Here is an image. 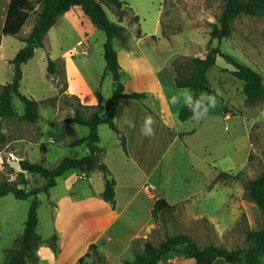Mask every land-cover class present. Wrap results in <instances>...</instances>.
Wrapping results in <instances>:
<instances>
[{"label": "rangeland", "instance_id": "374dc122", "mask_svg": "<svg viewBox=\"0 0 264 264\" xmlns=\"http://www.w3.org/2000/svg\"><path fill=\"white\" fill-rule=\"evenodd\" d=\"M7 4L8 0H0V29ZM122 4V9L118 10L102 2L107 17L126 28L124 40L113 39L114 48L120 51L123 46L134 47L133 37L139 34L138 30L142 35L148 33L138 46L146 51L155 64L160 62L159 75L164 81L168 82L172 59L178 58L181 61L183 55L203 56L210 46L217 43L216 39L210 41L209 32L222 10L223 0H122ZM159 7H162L161 40L157 41L156 37L150 36L158 23ZM40 8V0H31L28 18L20 31L15 35L5 34L0 37V89L1 84L11 80L12 65L9 60L23 44L19 36L28 34ZM134 15L138 16V21ZM92 26L75 9L60 14L44 35L43 46L36 48L33 57L21 65L19 90L27 97L38 100L39 117L34 122L24 119L22 102L16 95L11 96L15 115L3 118L0 127V182L7 180L29 189L42 184L44 177L38 173L21 171L20 159L43 161L45 166L52 167L64 155L82 156L88 153L84 145L67 144L70 131L84 136L88 133V127L76 125L67 119L73 116L75 108H79L83 116H88L95 109L94 106L81 105L77 98L79 93L83 99L89 98L91 93L102 103L111 95V76L108 73L103 75L105 34ZM220 48L258 71L264 83V10L256 15L241 14L235 17L231 35L221 40ZM81 49H85V53L80 52ZM47 55L55 62L54 73L46 70ZM215 64L208 70L207 76L214 92L221 94L217 100L224 99L226 103L225 90L228 88L231 98L236 102L241 101L243 82L230 71L234 70V66L221 56H217ZM64 67L68 70L67 79ZM225 67L229 70H223ZM222 78H225L224 84L218 81ZM67 81L70 84L69 91L73 94L66 93ZM245 106L247 108H243V112L247 118L264 114V103ZM216 116L220 117L218 129L209 135L205 128L203 132L209 151H212L215 158L219 157L215 165L223 167L220 169L224 170L219 171H226L228 175L214 181L216 189L208 197L209 216L195 215L200 212V203L192 206L178 205L177 220L175 208L163 214L167 233L188 234L200 247L213 243L228 249L246 248L249 245L246 240L247 230L260 227L263 215L246 196L243 179L256 177L264 168V127L258 136V144L252 146L251 150L247 147L248 161L238 169L235 165L242 162L246 146L250 145L246 133H250L254 140L255 131L247 118H244L245 127H242L241 124H235L237 119L234 120V117L223 118L222 110ZM262 124H258L259 129ZM98 133L99 145L111 144L116 138L115 132L105 124L98 126ZM70 171L79 172L73 169ZM96 172L101 176L99 171ZM91 175L95 176L93 173ZM23 178L27 181L25 184H22ZM63 180V177L58 178L48 194H38L40 202L37 207L36 230L42 236L52 231L53 204L48 195L62 191ZM85 181L87 179L84 178L79 182ZM28 205V198L18 199L12 193L0 197V264L5 259V249L15 245V239L23 230ZM164 237L162 230L156 226L148 240L156 245ZM180 246L188 250L184 244ZM142 248V241H134L133 257ZM260 259L261 264H264V254ZM215 260L216 264H230L222 257ZM82 264L109 263L103 256L90 253Z\"/></svg>", "mask_w": 264, "mask_h": 264}, {"label": "crops", "instance_id": "0c3cea01", "mask_svg": "<svg viewBox=\"0 0 264 264\" xmlns=\"http://www.w3.org/2000/svg\"><path fill=\"white\" fill-rule=\"evenodd\" d=\"M74 9L82 15L84 21L89 20L78 6H73L64 13ZM161 13L162 7H159L158 23L150 36L156 37L157 41L161 40ZM147 35L148 33L142 35L139 31V35L133 37L134 47L123 46L122 50H117L118 62L127 74L123 84L124 91H143L146 92V97L142 101L122 97L118 101L115 122L125 136V150L117 137L111 144L100 145L103 149L102 160L115 180L114 202L111 204L100 195L104 184L101 173L99 176L96 171L86 174L69 170L57 177L64 178L63 190L48 195L53 204L52 231L45 236L40 234L42 242L36 248L35 264H75L84 256L91 243L98 246L100 255L109 264H126V261L133 258V242L136 239H149L156 228L151 208L158 198H164L167 203L175 205L176 220L177 206L182 204L192 206L200 203V212L195 215H210L208 197L216 189L215 175L224 169L215 165L219 157L215 158L212 151H209L203 130H208L209 135L218 129L220 117L215 118L214 115L221 110L223 118L234 117V120L237 119V126L241 124L245 127L244 118L247 117L243 108L247 107L244 94L242 93L241 101L236 102L226 88V103L224 99H220L219 104L209 110L206 118L196 120L192 114L187 119L180 120L177 115L184 106L185 96L180 95V104L175 105L171 103V98L188 87L174 85L172 65L168 82L161 79L158 66L160 62L155 64L146 51L138 46ZM210 68L212 66L208 70ZM64 70L67 79L68 70L65 67ZM223 70L228 71L229 68L225 67ZM218 81L223 83L225 78ZM209 87L215 90L210 83ZM69 89L67 81L66 93L73 94ZM216 93L215 91L214 94ZM80 94L77 98L82 105L102 103L91 93L87 99H83ZM148 116L155 121L152 136H145L141 132ZM247 119L255 131V137L253 140L250 133H246L250 145L246 146L242 162L235 165L238 169L248 161L247 147L251 150L252 146L258 144V136L264 127L263 113ZM129 121L135 127H130ZM261 122L263 124L259 129L258 124ZM225 123L226 127L227 122ZM73 136L69 135L67 144ZM84 178L87 181L79 182ZM53 233L56 235V251L46 242ZM216 263L214 260L213 264ZM156 264H195V261L184 246L176 245Z\"/></svg>", "mask_w": 264, "mask_h": 264}, {"label": "trees", "instance_id": "16d2710c", "mask_svg": "<svg viewBox=\"0 0 264 264\" xmlns=\"http://www.w3.org/2000/svg\"><path fill=\"white\" fill-rule=\"evenodd\" d=\"M41 8L37 13L35 22L31 26L27 35L19 36L23 42L22 46L16 51L9 60L12 65L11 80L1 84L0 89V127L3 118L15 115L11 103V96L16 95L23 104L22 117L29 122H34L39 117L38 100L27 97L20 92L19 85L22 77L21 65L34 55L38 47L43 46V37L48 29L56 22L57 17L69 10L73 6H78L83 14L89 19L95 29L101 30L105 34L103 42V58L105 67L103 75L110 74L112 79L111 95L103 102L94 105V110L88 115L83 116L79 108L74 109L72 117L67 121L85 125L88 133L84 136H75L68 142L70 146L82 144L87 147L88 153L82 156L64 155L52 167H47L42 162L20 159L19 166L21 171L38 173L44 177V182L40 185L25 189L7 180L0 182V197L12 193L15 198L29 199L26 218L23 223V230L15 239V245L5 249V259L1 264H35L37 260L36 248L42 242L40 234L36 228L38 225L37 207L39 205L38 194L47 193L56 184L57 177L69 170H78L89 174L99 171L104 181L101 197L113 204L115 180L109 168L101 158L102 147L98 144L100 137L98 126L107 125L115 132L122 148L125 150V136L117 127L115 122L117 105L120 98H132L142 101L146 97V92L124 91V81L127 74L121 69L117 59V51L113 46V39L124 40L125 26L117 21L110 20L102 6V2L110 4L115 9H122V0H40ZM31 9V0H8L5 17L0 29V37L5 34H17L28 18V11ZM264 10V0H223V6L217 21L212 25L209 32L210 41L216 39V45L210 46L203 56L183 55L178 61L174 58L171 65L174 70V85L176 87H188L193 91L194 98L200 93H215L209 87L207 80V70L213 66L217 56L234 66L233 75L243 82V93L245 104L252 105L264 103V83L262 75L251 66L239 61L231 54L220 48L223 38H228L232 32V21L241 14L256 15ZM136 21L137 15H134ZM139 33V30L138 32ZM139 35V34H138ZM46 70L49 73L56 72L55 62L47 55ZM81 104V103H80ZM82 105V104H81ZM85 106V105H83ZM193 113L183 106L178 112V118L185 120ZM226 171H219L215 175V180L226 177ZM23 183L27 181L23 178ZM244 192L248 199L253 201L261 211L263 218L260 227L248 229L246 240L249 245L246 248L228 249L209 243L200 247L196 241L185 233L168 234L164 213L172 211L174 204H169L164 198H158L151 208V215L156 226L164 233V239L158 244H153L148 239H136L142 241V251L136 252L132 260L126 264H156L163 255L171 251L176 245L184 244L195 264H213L217 257H222L227 263L234 264H261L260 257L264 254V168L254 178L243 179ZM56 235L53 233L46 242L56 251ZM90 253L100 255L98 246L91 243L87 252L75 264H82L83 259Z\"/></svg>", "mask_w": 264, "mask_h": 264}, {"label": "clouds", "instance_id": "9594fccd", "mask_svg": "<svg viewBox=\"0 0 264 264\" xmlns=\"http://www.w3.org/2000/svg\"><path fill=\"white\" fill-rule=\"evenodd\" d=\"M185 96V100L183 102L184 106H187L193 113V118L196 120H200L206 118L209 110L214 109L218 105L217 96L221 95L219 92L216 94L209 93H200L198 97L194 98V95L191 89L184 88L180 91L179 94L173 95L171 98L172 104H180L179 96ZM155 121L151 116L145 118L144 123L141 127V132L145 136L154 135V125ZM130 127H135V124L131 121L128 122Z\"/></svg>", "mask_w": 264, "mask_h": 264}, {"label": "built area", "instance_id": "2783aa9c", "mask_svg": "<svg viewBox=\"0 0 264 264\" xmlns=\"http://www.w3.org/2000/svg\"><path fill=\"white\" fill-rule=\"evenodd\" d=\"M80 52H83V53H85V49H81V50H80ZM226 116H227V115H226Z\"/></svg>", "mask_w": 264, "mask_h": 264}]
</instances>
